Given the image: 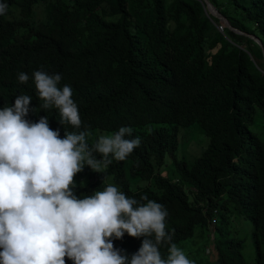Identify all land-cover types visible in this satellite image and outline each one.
I'll list each match as a JSON object with an SVG mask.
<instances>
[{"label": "trees", "instance_id": "16d2710c", "mask_svg": "<svg viewBox=\"0 0 264 264\" xmlns=\"http://www.w3.org/2000/svg\"><path fill=\"white\" fill-rule=\"evenodd\" d=\"M209 1L262 48L224 25L218 30L199 0H0L8 6L0 15V108L27 94L34 111L26 119L47 116L61 138L65 131L111 135L130 126L141 143L126 159L112 160L105 170L111 184L141 203L147 197L163 204L166 230L178 245L200 228L203 250L209 243L215 250L213 259L205 252L206 264H248L241 239L220 230L218 218L232 205L251 221L254 264H264V135L249 127L264 117V0ZM35 70L60 73L59 86H71L81 129L63 126L58 110L39 108ZM22 71L27 83L18 81ZM193 123L207 142L187 162L179 132ZM83 173L73 189L78 197L107 185L102 172L84 166ZM142 239L125 233L113 244L139 249ZM160 251L166 257L167 245Z\"/></svg>", "mask_w": 264, "mask_h": 264}, {"label": "clouds", "instance_id": "9594fccd", "mask_svg": "<svg viewBox=\"0 0 264 264\" xmlns=\"http://www.w3.org/2000/svg\"><path fill=\"white\" fill-rule=\"evenodd\" d=\"M7 8L0 3V15ZM17 78L27 83L29 75L22 71ZM32 78L43 101L39 108L56 109L63 126L81 129L71 86H59L62 75L35 70ZM31 100L17 95L14 104L0 108V264H194L166 230L163 204L147 197L141 203L111 183L83 198L74 194V177L85 165L104 172L113 159H126L140 145L133 129L121 126L91 146L87 128L65 131L61 138L47 116L26 119L34 111ZM125 233L143 237L139 249L114 247L113 239ZM165 244L166 257L160 251ZM209 247L208 256L214 250L212 243Z\"/></svg>", "mask_w": 264, "mask_h": 264}, {"label": "rangeland", "instance_id": "374dc122", "mask_svg": "<svg viewBox=\"0 0 264 264\" xmlns=\"http://www.w3.org/2000/svg\"><path fill=\"white\" fill-rule=\"evenodd\" d=\"M43 10H44V4L41 3L37 5L34 18L41 16ZM259 61L261 60L258 59V62ZM188 127H192V128H188ZM249 127L253 132H255V134H258V136L263 137L264 117L262 119L256 117L255 120L249 125ZM101 131L109 133L108 131L105 130H101ZM90 132L91 135L88 137L90 139H94L95 136H97L98 138L99 135H106L103 132H97V131L95 132L90 131ZM179 135L181 137L179 153L182 154V157H184V160L187 162L191 161L193 159V156L201 151V146H205L207 142V136L205 135L203 129L197 123H193L189 126L182 128L179 132ZM166 166L170 169L171 162H168ZM85 168L87 171H92V169L87 165H85ZM83 170L76 174V176L74 177V181L77 180V178L79 180H82L80 179V177H85L86 174L83 173ZM160 173H165V170L163 169L160 170ZM102 178L106 184L111 183L105 171L102 172ZM218 220L220 221L219 224H221L220 230L226 233L227 237L233 236L241 239V254L244 260L247 261L248 264H254L255 250L251 235L252 232L251 221L245 215L234 210L232 205L227 206L223 217H219ZM210 227L211 224L209 225V228ZM263 229H264V224H263ZM201 231L202 230L200 228H195V232L192 236L186 237L184 240L180 242L179 245L175 242L181 249L184 250V252L187 254L189 259L194 261V264H206L207 255L205 253V249L203 250L206 238L204 233ZM208 245L210 246L209 248L211 249V243H209ZM262 250L264 253V239L262 243ZM214 256H215V251L211 249L209 258L212 259ZM66 264H72V261Z\"/></svg>", "mask_w": 264, "mask_h": 264}, {"label": "water", "instance_id": "95a60500", "mask_svg": "<svg viewBox=\"0 0 264 264\" xmlns=\"http://www.w3.org/2000/svg\"><path fill=\"white\" fill-rule=\"evenodd\" d=\"M202 6H203V11L204 13L209 17L211 18V16H214L218 19L219 22H221L224 26L228 27L230 30L232 31H235L237 33H242L250 38H252L254 41H256L259 46L261 47V43L259 41V39L251 34V33H247V32H244V31H241L239 30L238 28L232 26L228 21L227 19L217 10V8H215V6L209 1V0H200ZM262 48V47H261ZM263 53V51H262ZM263 56H264V53H263ZM264 59V57H263Z\"/></svg>", "mask_w": 264, "mask_h": 264}, {"label": "built area", "instance_id": "2783aa9c", "mask_svg": "<svg viewBox=\"0 0 264 264\" xmlns=\"http://www.w3.org/2000/svg\"><path fill=\"white\" fill-rule=\"evenodd\" d=\"M216 26H217L218 30H222L223 24L218 21L217 24H216ZM214 222H215V216H211V218L209 220V225L211 224V227L208 228L209 229V232L208 233H209L210 237H212V234L214 232V226H215L214 225Z\"/></svg>", "mask_w": 264, "mask_h": 264}]
</instances>
